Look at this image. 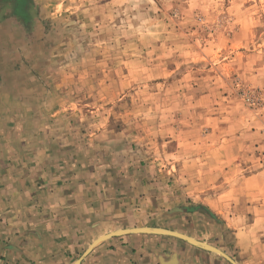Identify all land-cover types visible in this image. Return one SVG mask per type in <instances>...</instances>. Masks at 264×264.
I'll use <instances>...</instances> for the list:
<instances>
[{
	"label": "rangeland",
	"instance_id": "obj_1",
	"mask_svg": "<svg viewBox=\"0 0 264 264\" xmlns=\"http://www.w3.org/2000/svg\"><path fill=\"white\" fill-rule=\"evenodd\" d=\"M10 2L32 26L6 50L0 150L17 164L42 150L16 175L44 180L45 196L54 181L92 185L135 225L76 261L114 232L164 229L150 225L161 215L164 230L264 264V0Z\"/></svg>",
	"mask_w": 264,
	"mask_h": 264
},
{
	"label": "crops",
	"instance_id": "obj_2",
	"mask_svg": "<svg viewBox=\"0 0 264 264\" xmlns=\"http://www.w3.org/2000/svg\"><path fill=\"white\" fill-rule=\"evenodd\" d=\"M28 8L29 5L22 7V15L17 14L10 0H0L1 106L13 102L9 88L13 85L9 78L12 71L6 69V50L12 49L14 33L24 34L32 26ZM20 73L18 70L17 75ZM12 152L11 147L0 150V264H73L78 253L96 236L135 227L130 219L120 221L126 203L116 205L115 201H109L111 198L95 197L92 185L54 181L50 196H45L44 180L32 185L28 179L16 175L31 170L22 165L23 158L32 156L38 160L43 151L22 149L17 154L20 164ZM33 168L36 172L40 169ZM137 199L140 198H133ZM116 202L122 199L116 198ZM161 221L166 222V218L159 215L150 225L173 228ZM79 264H220V261L167 235L131 232L97 243Z\"/></svg>",
	"mask_w": 264,
	"mask_h": 264
},
{
	"label": "water",
	"instance_id": "obj_3",
	"mask_svg": "<svg viewBox=\"0 0 264 264\" xmlns=\"http://www.w3.org/2000/svg\"><path fill=\"white\" fill-rule=\"evenodd\" d=\"M144 232V231H149L148 228H138V229H130V230H120V231H117V232H114L112 234H109L107 236H104V237H110L112 235H115V234H125V233H131V232ZM152 231H155V232H161V233H166V234H169V235H172L174 237H177V238H180L184 241H187L189 243H192V244H195V245H198L200 247H203L209 251H213L215 253H217L219 256H221L223 259H225L227 262H229L230 264H236L228 255H226L224 252L220 251L219 249L211 246V245H208L204 242H200V241H197V240H194L192 238H188V237H185L183 235H180L178 233H175V232H171V231H168V230H164V229H152ZM92 248V246L86 251V253ZM85 255V254H84ZM81 261V259H79L78 261H76L74 264H79V262Z\"/></svg>",
	"mask_w": 264,
	"mask_h": 264
},
{
	"label": "bare ground",
	"instance_id": "obj_4",
	"mask_svg": "<svg viewBox=\"0 0 264 264\" xmlns=\"http://www.w3.org/2000/svg\"><path fill=\"white\" fill-rule=\"evenodd\" d=\"M149 231H152V229H148ZM107 238V237H106ZM102 239H104V238H102ZM101 239V240H102ZM99 240V239H98ZM100 241V240H99ZM98 243V242H97ZM96 244V243H95ZM94 246V245H93ZM211 252H213V251H211ZM214 254H217V253H215V252H213ZM218 255V254H217Z\"/></svg>",
	"mask_w": 264,
	"mask_h": 264
}]
</instances>
